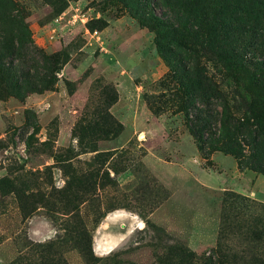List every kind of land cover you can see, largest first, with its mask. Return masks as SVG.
Returning <instances> with one entry per match:
<instances>
[{"label":"rangeland","instance_id":"obj_1","mask_svg":"<svg viewBox=\"0 0 264 264\" xmlns=\"http://www.w3.org/2000/svg\"><path fill=\"white\" fill-rule=\"evenodd\" d=\"M14 1L34 44L66 64L52 91L0 100V264H264V174L221 152L202 158L159 92L168 69L145 8ZM248 35L225 44L264 76V34ZM215 65L236 117L241 100L264 109L252 67Z\"/></svg>","mask_w":264,"mask_h":264},{"label":"trees","instance_id":"obj_2","mask_svg":"<svg viewBox=\"0 0 264 264\" xmlns=\"http://www.w3.org/2000/svg\"><path fill=\"white\" fill-rule=\"evenodd\" d=\"M134 1L145 8V17L139 20L155 34L156 51L168 69L159 92L176 102L202 158L221 152L232 156L240 170L264 174V109H256L252 100H241L236 117V101L211 73L215 64L235 71L249 66V84L264 89L256 57L253 62L241 59L237 45L225 44L248 31V39L264 34V0H220L221 6L211 0H129ZM163 7L166 13L163 10L159 18L156 10ZM237 21L241 22L235 25ZM65 64L62 53L46 54L34 44L14 0H0V100L22 101L31 93L52 91Z\"/></svg>","mask_w":264,"mask_h":264},{"label":"crops","instance_id":"obj_3","mask_svg":"<svg viewBox=\"0 0 264 264\" xmlns=\"http://www.w3.org/2000/svg\"><path fill=\"white\" fill-rule=\"evenodd\" d=\"M116 217H122V218H125L126 220H128L129 222H132V220L134 219V217H131L129 216L128 214L126 213H121V214H118L116 215ZM114 245H115V241H109V242H106L101 248H100V252L104 251L105 253H108L110 252L113 248H114Z\"/></svg>","mask_w":264,"mask_h":264}]
</instances>
